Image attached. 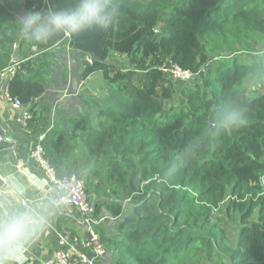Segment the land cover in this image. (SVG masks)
<instances>
[{
    "label": "trees",
    "instance_id": "trees-1",
    "mask_svg": "<svg viewBox=\"0 0 264 264\" xmlns=\"http://www.w3.org/2000/svg\"><path fill=\"white\" fill-rule=\"evenodd\" d=\"M77 2L0 0V72L20 41L21 12ZM110 11L108 30L96 26L46 43L66 39L91 56L78 79L102 71L109 81L137 73L147 81L143 92L113 94L96 124L70 116L67 130L55 127L45 141L58 171L67 146L69 156L77 151L92 163L78 176L94 194V215L112 220L109 236L101 234L103 264H177L201 250L212 264H264V0H111ZM113 52L127 55L128 70L113 66ZM167 60L197 73L193 84L160 71ZM50 76L43 61H28L9 81V93L33 119V101ZM236 105L249 108L247 126L227 133L211 127Z\"/></svg>",
    "mask_w": 264,
    "mask_h": 264
},
{
    "label": "crops",
    "instance_id": "crops-1",
    "mask_svg": "<svg viewBox=\"0 0 264 264\" xmlns=\"http://www.w3.org/2000/svg\"><path fill=\"white\" fill-rule=\"evenodd\" d=\"M19 39L20 41L15 44L16 46L14 45L15 53L12 56V60L31 61L35 66H38L43 61L51 71V76L48 78V87L45 94L33 101L37 106L36 110L38 114L36 115V119H33L31 114L30 119L25 116V113H30L29 108L25 105L18 109L11 106L7 97L11 78L0 77V182L23 185V190L25 191L24 198L27 200L34 195L55 200L56 196L54 192L47 186V179L38 164L31 159L30 153L37 136L51 127L52 124V131L55 127L67 130L68 127L65 122L70 116L84 115L90 117L91 110H93L92 113L99 111L101 105L97 104L98 110L97 108L94 109L95 105L93 103L97 101H92L91 98L97 92L90 91L88 90L89 87H87L95 73L90 75L80 88V92L84 90V96H82L81 92L75 96L65 98L55 110V102L61 97L68 83L74 84L73 79L79 80L78 78H72L74 74L78 76L76 72L77 68L80 65H87L89 63L82 60L84 57L83 53L69 48L66 39L52 46L34 39L22 38L21 35ZM71 62H73L72 67L70 65ZM72 68L74 69L72 70ZM21 74L25 76L27 72L22 70ZM96 123L97 118L95 120ZM69 150V146L63 150V155L67 158V162L59 169L60 172L78 175V172L81 173V171L88 167V164H92L81 162L78 159L79 155L77 151L70 152L69 156ZM82 168L84 169L82 170ZM21 173L23 175H20ZM82 176L83 174H81ZM83 179L85 180V178ZM88 194L91 198V203L95 205V201H93L94 194L91 192L90 195L89 191ZM81 217L82 215L76 207L60 205L52 227L33 244L28 252L26 258L27 264H42L45 261L54 259L60 232H70L78 235L81 249L90 253L84 244L85 240L88 239V233ZM97 218L102 219V221L101 226L95 227V230L100 236L102 233L106 234L105 236H109L112 231V220L104 214H101ZM101 263H107V258L105 257ZM75 264L80 263L76 262Z\"/></svg>",
    "mask_w": 264,
    "mask_h": 264
},
{
    "label": "clouds",
    "instance_id": "clouds-1",
    "mask_svg": "<svg viewBox=\"0 0 264 264\" xmlns=\"http://www.w3.org/2000/svg\"><path fill=\"white\" fill-rule=\"evenodd\" d=\"M110 5L111 0H78L73 7L26 10L17 17L18 31L22 38L48 43L57 36L78 37L96 26L108 30L113 26ZM248 112L247 105L224 108L211 127L224 133L245 127ZM24 197L23 185L0 182V264H27L28 252L52 227L59 211L55 200Z\"/></svg>",
    "mask_w": 264,
    "mask_h": 264
},
{
    "label": "built area",
    "instance_id": "built-area-1",
    "mask_svg": "<svg viewBox=\"0 0 264 264\" xmlns=\"http://www.w3.org/2000/svg\"><path fill=\"white\" fill-rule=\"evenodd\" d=\"M24 62L25 61L12 60L11 65L0 72V77L10 79L15 76L21 71ZM88 62L92 63V58H88ZM159 69L164 74L183 81H190L193 77L198 75L191 70L181 68L172 60L164 61ZM73 81L75 83L73 82L74 84H72L69 82L67 87L63 90L61 97L56 100L55 110L65 98L79 94L78 90H80L85 82V80L81 79L77 81L76 79H73ZM7 97L13 108L18 109L24 106L20 99L13 97L9 91L7 92ZM30 114L31 113L27 112L25 113V116L30 119ZM52 128L53 124L37 136L30 157L42 170L48 182L47 186L56 196L55 201L58 202L59 205L73 206L80 211L82 215L81 220L88 233V239L85 240L84 244L90 253L81 249L80 238L78 235L70 232H60L57 240L58 246L55 252V258L45 261L42 264H75L76 262L80 264H101L107 254V248L102 237L95 230V225L100 224L102 219L95 217L93 214L94 204L91 203L86 181L77 174H67L58 171L50 162L45 147V141L48 134L52 131ZM25 200L27 199L25 198Z\"/></svg>",
    "mask_w": 264,
    "mask_h": 264
},
{
    "label": "rangeland",
    "instance_id": "rangeland-1",
    "mask_svg": "<svg viewBox=\"0 0 264 264\" xmlns=\"http://www.w3.org/2000/svg\"><path fill=\"white\" fill-rule=\"evenodd\" d=\"M170 12V8L168 11H166L165 13L162 14V20L164 21V18H166V16L168 15V13ZM161 20V22H163ZM88 58H91L90 55L84 54V57L82 60H84L85 62H88ZM128 57L127 55L124 54H118L116 52L112 53V56L110 58V62L113 64V66H118L119 68L123 69V70H128ZM73 62H71V67H72ZM74 68H72L73 70ZM73 73V71H71ZM114 75V72H112ZM78 77V76H77ZM76 75L74 74V77L72 78H77ZM182 83H186L187 85H192L193 83H191L190 81H183ZM88 90H92V91H96L97 94L94 93V95H92V101H95L96 103H93L94 109L97 108L98 110V105H101L99 108H104L107 107L108 105L112 104V101L114 100V97H112L113 94H117V96H120L121 94L124 95H130L132 93H138V92H143L146 87H147V81L146 78L144 76V73H137L136 75L133 76H129L127 79H125L123 82L119 83V82H114V81H109L105 78L104 73L102 71H97L95 72V75L93 76V78L89 81L88 85H87ZM79 93L82 94V96H84V90H82L80 92V90H78ZM86 92V91H85ZM100 100V101H98ZM108 101V102H107ZM98 104V105H97ZM171 104V103H169ZM93 110H91V114H89L90 116V121L91 123H95V120L97 118V114L98 111H96L95 113H92ZM100 181L102 182V184H104V186H110L108 183H104V178H100ZM89 191V190H88ZM91 195V192H89ZM227 228H232L230 224H227ZM231 239H235V233H231L230 235ZM205 254L204 252L198 251L193 255H186L185 257H182V259H179V261L177 262V264H212V263H208L205 262ZM217 264H223V263H217Z\"/></svg>",
    "mask_w": 264,
    "mask_h": 264
},
{
    "label": "water",
    "instance_id": "water-1",
    "mask_svg": "<svg viewBox=\"0 0 264 264\" xmlns=\"http://www.w3.org/2000/svg\"><path fill=\"white\" fill-rule=\"evenodd\" d=\"M14 61H17V60L14 59Z\"/></svg>",
    "mask_w": 264,
    "mask_h": 264
}]
</instances>
